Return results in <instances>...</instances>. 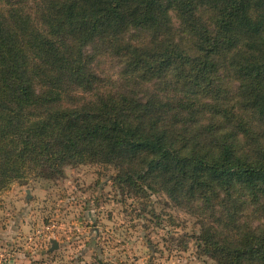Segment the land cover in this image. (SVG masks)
Instances as JSON below:
<instances>
[{"label": "trees", "instance_id": "obj_1", "mask_svg": "<svg viewBox=\"0 0 264 264\" xmlns=\"http://www.w3.org/2000/svg\"><path fill=\"white\" fill-rule=\"evenodd\" d=\"M86 164L195 216L218 264H264V0H0V194Z\"/></svg>", "mask_w": 264, "mask_h": 264}, {"label": "rangeland", "instance_id": "obj_2", "mask_svg": "<svg viewBox=\"0 0 264 264\" xmlns=\"http://www.w3.org/2000/svg\"><path fill=\"white\" fill-rule=\"evenodd\" d=\"M94 61L100 77L119 82L118 59ZM117 172L68 166L61 178H32L1 193L0 264H218L197 247L195 216L165 194L124 192L114 185ZM53 241L58 249L50 251Z\"/></svg>", "mask_w": 264, "mask_h": 264}, {"label": "water", "instance_id": "obj_3", "mask_svg": "<svg viewBox=\"0 0 264 264\" xmlns=\"http://www.w3.org/2000/svg\"><path fill=\"white\" fill-rule=\"evenodd\" d=\"M52 244H53V246H52L50 251H54V250L58 249V243L57 242L53 241Z\"/></svg>", "mask_w": 264, "mask_h": 264}]
</instances>
